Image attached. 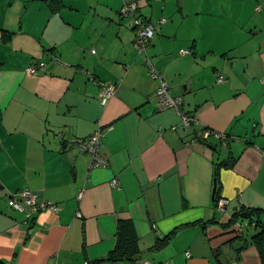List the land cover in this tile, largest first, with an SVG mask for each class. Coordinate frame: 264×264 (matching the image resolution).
<instances>
[{
	"label": "crops",
	"instance_id": "0c3cea01",
	"mask_svg": "<svg viewBox=\"0 0 264 264\" xmlns=\"http://www.w3.org/2000/svg\"><path fill=\"white\" fill-rule=\"evenodd\" d=\"M133 1L188 127L156 108L123 0H0V264L91 263L114 248L118 219L133 223L135 264H261L249 232L223 224L264 209V0ZM100 83L115 86L104 106ZM97 128L104 167L72 145ZM24 189L58 212L25 226L7 205Z\"/></svg>",
	"mask_w": 264,
	"mask_h": 264
},
{
	"label": "built area",
	"instance_id": "2783aa9c",
	"mask_svg": "<svg viewBox=\"0 0 264 264\" xmlns=\"http://www.w3.org/2000/svg\"><path fill=\"white\" fill-rule=\"evenodd\" d=\"M258 9V8H257ZM120 16L126 18L130 21L131 28L133 31V42L132 46L135 50L137 56H142L144 60V66L151 78L158 81V87L154 93L155 106L158 110L165 109H175L179 115L180 123L183 127H188L190 124L195 122V116H189L182 111L181 103L182 99L180 96L172 95L169 91V88L163 79L161 73L154 68L153 63L147 55V49L154 39V26L153 24L146 21L138 11V7L133 0H123ZM165 19L162 18L159 22H163ZM93 52V51H91ZM180 54L189 53L188 50L181 49L179 50ZM43 63L37 62L30 64L25 72L29 74H35L39 67ZM225 78L222 74L218 73L215 77L216 83H223ZM115 92V86L112 84H99V103L101 106H104L108 103L109 99L113 96ZM103 136L102 130L97 128L91 135L85 138H78L72 142V145L76 147L80 152L86 153L90 157V166L91 167H104L107 165L105 157H103L99 151L98 147ZM210 136L220 139L222 142L225 140V135L219 132L210 131L208 129H202L197 133L198 140L205 141ZM113 186H118L117 181H112ZM81 193H79L80 195ZM227 201L225 199H218L216 202V209L218 211H223ZM7 205L16 211H19L23 214V224L25 226L29 225L33 218L44 211L49 213H57L59 208L54 203L50 201L41 199L37 193L24 189L17 194L12 195L8 201ZM247 224V222H246ZM236 229L241 228V224L236 222L234 224ZM188 256V253L186 254ZM87 264V263H84ZM141 264H150L149 262H143Z\"/></svg>",
	"mask_w": 264,
	"mask_h": 264
},
{
	"label": "trees",
	"instance_id": "16d2710c",
	"mask_svg": "<svg viewBox=\"0 0 264 264\" xmlns=\"http://www.w3.org/2000/svg\"><path fill=\"white\" fill-rule=\"evenodd\" d=\"M151 45L152 43L150 44V46ZM218 140L221 141L220 139ZM222 164L224 163L223 162L218 163V165H222ZM262 217L264 218V209L252 208V207L251 208L241 207L239 211L233 213V215L231 216L229 221H227V223L223 224V227H230L231 225L234 226L236 222L240 223L241 224L240 229H236L233 227L234 231L232 230V234L233 233L236 234L237 237L241 236L243 231L247 227L249 228L251 227L253 229V233L250 234L249 236L248 244H250L251 246L255 248V250L257 251L260 263L264 264V220L262 219ZM204 225L205 224H202L201 226H204ZM115 234H116V242H115L114 248L104 258L98 259L91 263L87 262V264L110 263V262H115L117 260H125L127 264L136 263L137 252H138L137 244H136L137 236L135 234L133 223L129 219H118ZM170 235H172V233ZM165 240H166V237H164L162 241H165ZM215 257L217 258L218 255H215Z\"/></svg>",
	"mask_w": 264,
	"mask_h": 264
},
{
	"label": "water",
	"instance_id": "95a60500",
	"mask_svg": "<svg viewBox=\"0 0 264 264\" xmlns=\"http://www.w3.org/2000/svg\"><path fill=\"white\" fill-rule=\"evenodd\" d=\"M239 244H241L240 241H234L233 244H232V247L234 249H239V248H241V246L239 247Z\"/></svg>",
	"mask_w": 264,
	"mask_h": 264
},
{
	"label": "rangeland",
	"instance_id": "374dc122",
	"mask_svg": "<svg viewBox=\"0 0 264 264\" xmlns=\"http://www.w3.org/2000/svg\"><path fill=\"white\" fill-rule=\"evenodd\" d=\"M247 230V232H249V234H251V231H252V228L250 227V229H249V227H247L246 229H245V231Z\"/></svg>",
	"mask_w": 264,
	"mask_h": 264
}]
</instances>
